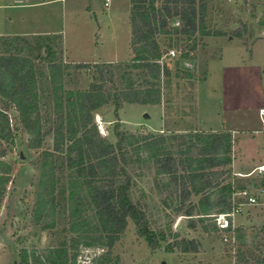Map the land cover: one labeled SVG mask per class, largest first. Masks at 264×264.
Listing matches in <instances>:
<instances>
[{
  "label": "rangeland",
  "instance_id": "374dc122",
  "mask_svg": "<svg viewBox=\"0 0 264 264\" xmlns=\"http://www.w3.org/2000/svg\"><path fill=\"white\" fill-rule=\"evenodd\" d=\"M137 1L129 0V13L133 3ZM88 2L87 4L95 6L98 10L116 13L110 22L106 20L104 23L108 25L103 34L105 44L99 48L94 45L93 39L90 40L93 29L86 20L78 22L79 30L77 24L74 28L73 19L69 18L65 21L69 49L79 60L85 62L101 58L107 61L110 59L130 61L136 52L129 51L130 55L127 53L126 0H112L106 9L103 0ZM160 2L156 0L155 5L158 6ZM207 2L205 28L210 33L219 31L223 35L204 36L198 32L189 38L176 34L156 35L162 56L169 49L176 50L175 57H164L163 60L167 78L161 77L156 82L159 90L161 88L166 90L164 97L166 112L171 107L167 102L175 100L181 107L192 102L194 83L200 80L207 62L216 57L219 51V37L227 39L233 36L234 30L245 26L246 32H243L241 39L248 42L253 37L256 38L257 30L264 28V0H207ZM84 4L86 3L81 0H75V4H72L74 13L79 12ZM176 20L170 21L169 25L172 28L176 27ZM63 23L60 12L57 11L46 25L50 28H61ZM4 40L6 41L0 38V56L18 54L27 57L32 63L39 128L43 138L42 148H51L55 99L51 90L48 66L51 63L70 64L74 61L65 54L60 40L48 44L36 39L21 38L13 42H7L12 41L11 38ZM44 46L49 47L47 56L42 55ZM227 49L233 55L240 50L236 42L231 43ZM258 49L264 50V45ZM233 55H227L225 71L217 63H211V78L213 83L219 85L220 100L222 102L227 100L225 103L227 108L236 105L249 107L262 105L264 96L258 82L260 74H256L248 65L237 63ZM121 63L113 64L116 68L115 80L118 87H121L119 73L124 70ZM63 69L68 70V73L62 71L59 82L63 91L89 88L90 77L85 68ZM133 73L135 82L143 83L144 76L140 74L141 71L137 69L133 70ZM6 81L9 83V79ZM4 100L0 95V108L11 114V126L8 139H0V176L9 178L0 203V264H246L244 260L264 251V226L256 209L246 207L245 213L234 217L235 242L232 243L230 240L224 242V237L229 238L232 235L219 231L212 217L217 213L215 209L204 212L197 205L200 194H194L195 196L190 198L191 201L182 206L179 196L169 193L168 189L161 186L167 179L156 174L153 159L150 157L156 151V131L151 127L156 128L161 122L160 110L156 105L124 109L126 121L144 124L132 127L134 132L132 133L126 130L128 125L120 122L119 109L116 110V116L114 105L109 103L92 112L94 121L98 130L101 128L100 135L109 143L115 144L118 141L116 131L138 136L139 143L132 141L130 146L128 143L124 145L129 152L128 157L133 160L126 167L131 177L129 197L146 212L149 228L159 240L156 248L150 247L145 237L139 235L135 225L128 219L120 239L109 252L108 260L105 256L107 247L97 241L99 236L103 235L104 228L98 221L96 211L90 206L76 207L72 200V192L79 191L81 195L87 196V189L79 185L78 181L72 180L65 167H59L54 171L52 181L55 182V190L54 194L50 195L51 189L46 187L49 173L42 167L40 150L29 146L33 135L26 133L17 117V111L8 108L10 104ZM145 135L152 136L146 139L150 143L148 151L143 145L145 140L141 139V136ZM243 135L242 140H245ZM242 143L248 148L243 141ZM174 145H177V142ZM136 146L141 147L137 153L133 150ZM8 167L9 173H5ZM236 169L245 172L248 167L246 166L244 170L238 167ZM218 181L226 184L227 178L223 176ZM248 181L239 178L237 185L240 187ZM189 204L194 206L190 216L185 215ZM184 241H192L196 251L184 252Z\"/></svg>",
  "mask_w": 264,
  "mask_h": 264
},
{
  "label": "trees",
  "instance_id": "16d2710c",
  "mask_svg": "<svg viewBox=\"0 0 264 264\" xmlns=\"http://www.w3.org/2000/svg\"><path fill=\"white\" fill-rule=\"evenodd\" d=\"M159 1L161 2L158 6L155 5L156 0H138L133 3L129 13V49L130 53L136 52V55L132 56L130 61L121 63L124 66V70L119 73L121 87L116 83V68L111 63L73 65L51 63L48 66L51 90L55 99L51 148H42L43 138L39 128L37 94L31 61L27 57L13 53L0 56V95L10 104L8 108L17 111V117L26 133L33 135L29 146L40 150L42 167L49 173V176H45L49 178L46 187L51 189L50 195H53L55 190V182L52 181L55 169L65 167L70 178L78 181L79 185L88 191L87 196L81 195L79 191L72 192V200L76 207L90 206L96 211L98 221L104 228L103 235L99 236L97 241L107 247L105 256L108 260L109 252L120 239L128 219L135 225L139 235L145 237L150 247L156 248L159 239L149 228L146 212L129 197L131 177L126 167L133 160L128 157L129 152L124 145L128 143L130 146L132 141L139 143L138 136L116 131L118 141L115 144L109 143L100 135L92 112L112 103L115 107L114 114L117 116L116 110L123 103L159 102L160 90L156 82L161 78L163 67L158 63L162 52L156 39L157 34H176L186 38L195 36L197 32L204 36L223 35L219 31L210 33L205 28L207 0ZM172 19L179 21L175 28L169 25ZM243 32H246L245 26L234 30L233 36L241 38ZM4 39L3 41H6ZM13 41L12 39L7 42ZM243 43L246 44V40H243ZM43 49L42 55L47 56L49 47L44 46ZM65 67L85 68L92 78L89 88L63 91L59 82L62 69ZM137 69L144 76V81L140 84L133 78V70ZM111 90L113 92H110ZM10 117L9 111L0 108L1 140L9 137ZM148 137L152 136H141V139L145 140L143 145L147 148L146 151L150 145L146 141ZM192 137L195 140L183 152L190 156L183 160L174 157L172 146L166 138L156 136V151L150 157L153 159L156 174L167 179L161 186L168 189L169 193L179 196L182 206L190 202L192 191L200 194L197 205L202 211L214 209L217 213L230 211L232 209L230 185L222 184L218 180L223 176L229 179L232 171L213 168L231 163V134L208 132L196 133ZM140 149L139 146L133 148L136 153ZM192 149L196 150L195 156L191 154ZM9 170L8 167L5 173H9ZM8 181L7 176H0V203ZM43 183L44 181L41 187ZM193 209L194 206L189 204L185 215H192ZM204 228L206 229V226ZM161 237L163 238V235ZM184 243V252L196 251L192 241ZM244 263L264 264V251L244 260Z\"/></svg>",
  "mask_w": 264,
  "mask_h": 264
},
{
  "label": "crops",
  "instance_id": "0c3cea01",
  "mask_svg": "<svg viewBox=\"0 0 264 264\" xmlns=\"http://www.w3.org/2000/svg\"><path fill=\"white\" fill-rule=\"evenodd\" d=\"M81 1L86 4L81 6V10L79 12L74 13L72 4H75V0H0V38H11L16 41H19L21 38L36 39L37 41H43L45 43L60 40L65 49V54L70 57L72 61H74L70 64H115L118 62H125L124 60L118 61L119 59H110L107 61L102 58H99L100 60L85 62L79 60L74 55L72 50L69 49L66 39V20L72 18L74 28L77 24V28L79 30L80 27L78 22L86 20L93 29L90 40L93 39L94 45L101 48L106 41L105 38L103 39L105 27L106 30L108 29V25H105L104 23L107 21L110 22L111 19L116 16V13L113 11L108 12V10H98L95 6L87 4L89 3L88 0ZM126 2L127 7L125 10H127V12L125 29L127 31L128 42L127 53L129 54L130 22L128 8L130 2L129 0H126ZM108 7L104 8L106 9ZM57 11L60 12V17L64 23L61 28H50L46 25V23L54 13H57ZM175 23L176 26L179 25L178 20H176ZM263 33L264 28L257 30L256 38L253 37L252 40H249L248 42L246 41V44H244L243 40L239 37L230 36L227 39L219 37V51L216 57L207 62V66L203 70L200 80H196L194 83V88L192 89V91L194 90L192 93V95L194 94V97L192 102L185 103L184 106L181 107L178 102H175V100L172 102L169 101L170 103L167 102V105L171 106L170 108L172 109L169 108L170 110L167 109L166 112V100L164 99L166 90L161 88L160 100L156 104L123 103L121 107L118 108L120 122L123 125H128L129 129L126 128V130L132 132V127L143 126L144 124L141 122L130 123L126 121L123 115L124 109L126 107H136L140 105H156V107L160 110L161 122L158 127L151 128L155 129L154 131H156V136L164 137L168 140V143L172 146V151L175 154L174 157L177 159L180 158L184 160L186 157L190 156V154L183 152L186 150L187 146L195 140V138H193L194 136L192 137L193 134L227 132L231 134L232 137L231 163L226 166L214 167V170L220 168L223 170L230 169L231 171L237 170V172H240L236 169L237 167L243 168L244 170L247 166L248 169H246L247 171L245 172H248L256 165L264 163V135L259 132L260 118L258 114V110L261 107H264V100L263 104L258 107L236 105L232 108H227L225 107L227 100H224L223 102L220 100L218 89L219 85L213 83L211 78V63H217L225 71L227 68V55H233L229 52L227 47L231 43L236 42L237 45H239L240 50L233 55L234 60L241 65H248L256 74H260L258 82L264 96V50L258 49V47L264 45ZM44 52L46 51L44 50ZM233 52H235V50H233ZM125 60H127V58ZM70 64L65 63L62 65ZM164 70L165 68L163 67L161 77L167 78ZM63 71L67 72L68 70L63 69ZM88 75L90 77V85L92 78L90 74ZM221 88L222 86L220 83V90ZM242 135L245 136V140H242ZM242 141L248 146V148L242 143ZM175 142H177V145H174ZM181 153L182 155H180ZM191 154L195 156L196 150L192 149ZM194 194L199 195L191 191L190 198H193V196H195Z\"/></svg>",
  "mask_w": 264,
  "mask_h": 264
},
{
  "label": "built area",
  "instance_id": "2783aa9c",
  "mask_svg": "<svg viewBox=\"0 0 264 264\" xmlns=\"http://www.w3.org/2000/svg\"><path fill=\"white\" fill-rule=\"evenodd\" d=\"M111 0H104V6L108 7ZM176 55V50L174 48L169 49L164 56H161L158 63L163 67L164 57L173 58ZM260 118V129L264 135V107L258 110ZM101 131V128H99ZM239 178H245L249 181L240 187L237 185ZM226 184L230 185V200L232 209L230 211L219 212L213 214L214 220L216 222L219 231L223 234L232 235L229 238L224 237V242L229 240L233 243L235 242V225L234 217L240 215L246 207L254 208L258 211L259 217L262 220V225L264 226V163L256 165L248 172H237L232 171L231 177L227 179Z\"/></svg>",
  "mask_w": 264,
  "mask_h": 264
},
{
  "label": "water",
  "instance_id": "95a60500",
  "mask_svg": "<svg viewBox=\"0 0 264 264\" xmlns=\"http://www.w3.org/2000/svg\"><path fill=\"white\" fill-rule=\"evenodd\" d=\"M263 35H264V33H263ZM164 264V263H163Z\"/></svg>",
  "mask_w": 264,
  "mask_h": 264
}]
</instances>
